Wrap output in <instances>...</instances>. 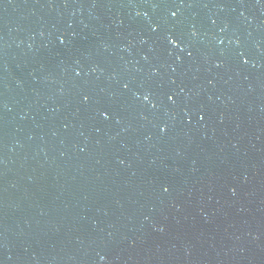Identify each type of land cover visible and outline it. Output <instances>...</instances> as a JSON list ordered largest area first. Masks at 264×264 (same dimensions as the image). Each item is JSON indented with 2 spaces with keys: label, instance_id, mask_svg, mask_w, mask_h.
Instances as JSON below:
<instances>
[{
  "label": "water",
  "instance_id": "obj_1",
  "mask_svg": "<svg viewBox=\"0 0 264 264\" xmlns=\"http://www.w3.org/2000/svg\"><path fill=\"white\" fill-rule=\"evenodd\" d=\"M0 264H264V0H0Z\"/></svg>",
  "mask_w": 264,
  "mask_h": 264
}]
</instances>
